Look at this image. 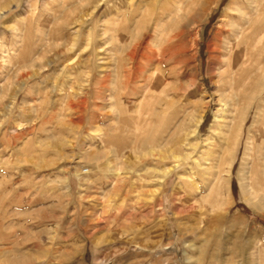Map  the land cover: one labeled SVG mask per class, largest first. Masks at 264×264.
<instances>
[{"label": "rangeland", "instance_id": "1", "mask_svg": "<svg viewBox=\"0 0 264 264\" xmlns=\"http://www.w3.org/2000/svg\"><path fill=\"white\" fill-rule=\"evenodd\" d=\"M166 2L187 22L178 41L181 63L176 72H182L181 78L171 80L175 91L167 96L175 99L177 126L188 114L187 143L194 146L185 143L179 159L172 157V143L157 145L158 136L152 135L163 126L153 123L145 129V144L126 143L116 157L105 137L118 120L129 135L141 130L129 118L137 115L151 90L146 91L145 81L135 82L133 89L120 85L121 78L104 74L128 62L124 57L147 22L157 61L149 75L161 76L170 68L159 63L167 53L165 27L170 16L162 14ZM257 4L258 0L254 7L244 0H0V85L12 90L3 98L12 108L0 102V137L7 127L14 140L4 152L0 139V264H264V205L251 193L257 175L253 158L264 128V74L259 71L234 106L221 79L225 67L217 59L229 16L247 12L263 23L257 43L264 66V0L260 14ZM50 30L54 33L49 37ZM36 32L46 36L47 51L32 65L23 62V54ZM45 62L42 73L22 76ZM24 84L31 91L26 97ZM182 86H188L187 97L177 90ZM162 90H157L161 96ZM244 107L238 145L223 153L221 124L229 121L231 108L237 114ZM81 109L83 123H64L70 118L78 121ZM42 119L51 120L47 130L30 133ZM117 164L118 175L112 170ZM165 170L171 173L164 176ZM184 181L203 187L196 193ZM115 182L120 189L112 194ZM201 191L211 196L220 214L207 229L199 227L201 216L197 207L194 210L204 204ZM21 192L25 198L17 204ZM113 204L127 209L120 226L107 222L105 210L110 212ZM187 209L194 214L189 216Z\"/></svg>", "mask_w": 264, "mask_h": 264}, {"label": "bare ground", "instance_id": "2", "mask_svg": "<svg viewBox=\"0 0 264 264\" xmlns=\"http://www.w3.org/2000/svg\"><path fill=\"white\" fill-rule=\"evenodd\" d=\"M255 1H257V0H244V2L248 3V5H251V7H254L252 5L255 3ZM258 1H259V4H257L255 10L257 11L256 13L260 14L263 8H261L262 7L261 6V0H258ZM242 8H246V7H241V9ZM241 9L239 8L238 10L240 11ZM238 13L234 12V14H231V15L229 14L230 15L229 20L226 22V28L224 29V38L223 37H222L223 39L221 38L220 47L217 49V59L220 60L221 66L225 67V69L221 72V79L223 80L224 87H225L226 91L229 90V96H231L233 98L234 102H232V104L234 106L238 103L237 101H235L236 98L239 99L240 93L243 91H246L249 83H251L253 81V79L255 80V77L259 76V71L262 70V75L264 74L263 73L264 72V66H262L263 57L261 56L262 55L261 54L262 49L257 43V38H258L257 36L260 33H262L263 23L258 22L257 18H254L251 15V13L250 14L249 13L247 14V12H246V14H242V13L238 14ZM162 14H163V16H170V19L166 23L167 27H165V29H166V32H165L166 33V41H167L166 46H165V51L167 53H166V55L163 53L165 55V58L163 60H161L159 63L167 64L168 66H170V68L169 69L167 68L168 70H166L165 72L163 71L164 74L161 76H159V73H158V76H154V77L151 74H150L151 76L149 75L150 66L151 65L153 66L154 62L156 61V56H155L156 54H155V50L151 47V44H150V37H149L151 34L150 27H149L150 23L148 24V22H147V24L144 26V32H143L141 38L129 50V52L127 54L128 57H124L122 55L124 57V60H128V62H124L122 60L123 63L121 62L119 65H116V67H114V69L112 70L113 71L112 73L109 72L108 74H104V75H106V77L108 79H110V78L116 79L117 78V81H118V78H121V80L118 81V82H120L119 83L120 85H122L123 87L133 86V89L135 87V85H133L135 82L145 81V84H143V85H145L146 88L143 87V89L145 88L146 91H147V89L151 90L150 96L145 95L143 97L144 99H143L142 104L138 108L137 115L136 116L133 115L129 118L130 120H133V121H135V123H137L136 128H139L141 126L140 131L133 129L130 131V135H129V134H127L129 131H126L125 126H122L120 124V122H118L119 120L117 121V123H114L113 125L111 124L113 126V130L111 131V133L109 135H107L105 137L106 138L105 140H106L107 144L109 145V147L110 146L115 147L116 157L119 155V151L123 149V147L125 146L126 143H128L129 145H127V146H130V147H134L136 145H139L138 143H140V144L144 143L145 144V141L147 140V138H145V135H144L145 129L150 128V126H153V123L154 124L159 123L160 125L163 126V128L161 129V132L159 130V131H156L152 135L154 137L158 136L157 137V145H163V144L168 145V144L172 143L173 147L170 148V152L172 154V157L178 158L180 156L178 154V152H179V150L181 151V147L183 146V144L186 143V144H190L191 146L193 145L190 142L187 143L188 133L186 132V130H188L187 129V127H188V114H186L184 116V119H182L180 121V123H179L180 125H178L179 126L178 127L176 125V123H177V121H176L177 111H178L177 109L178 108L177 109L173 108L174 107L173 105L175 104V102H174L175 99H174V101H171V100H169V98L167 96L171 90L175 91L174 87H172V84H170V83H172L171 80L176 79L177 81H179L181 78L182 72L177 73V72H180V70L177 68H178V65L181 63V59H180V61H179V59H177V55L179 53V48H178L179 42L178 41L180 40V37L184 36V34H185L184 27H187V22L184 18L183 19L179 18L180 14H179L178 10L172 9V7L169 5V3L164 5ZM184 15H185V13H184ZM194 19H195V17H194ZM195 21L198 23H201L202 18H200V19L197 18ZM136 25H138V24H136ZM177 27H178V29H177ZM44 30H45V28H44ZM45 32H46V30H45ZM53 33L54 32H51V30H50L49 37L51 35H53ZM126 33H127V29L121 30V35L124 36ZM131 34H134V33H131ZM131 34H130V37L132 36ZM136 35H138V34H136ZM198 36H199V33L196 32V37L194 39V45H196V43H197ZM125 38H127V37H125ZM45 39H46V36H44L43 34L38 36L37 32L33 33V35L31 36V38L29 39V41L26 44V48H25V51L23 54V58H24L23 62H30L32 65H34V64H36V62H38L37 60L39 58H41V56H43V54H45L47 51V43L44 41ZM123 51H124V49H123ZM196 56H197L196 53L192 54L193 59H195ZM160 59H161V57H160ZM47 65L48 64L46 62L40 63V65L37 67V69L35 71L31 70V72L22 73V76L25 78H30V77L33 78L34 76L42 73L45 70ZM158 66H160V65H158ZM160 68H162V67H160ZM152 69H153V67H152ZM2 77H4V75ZM103 78H105V77H103ZM107 78H105L106 80L105 79L104 80L107 81ZM115 79H111L112 82ZM24 81H26V79H24ZM101 82H102V79H101ZM101 82L99 81V83H101ZM109 82H111V81H109ZM173 84H175V83H173ZM105 85L108 86L109 84H104L103 86L105 87ZM137 85H139V84H137ZM137 85H136V87L138 88ZM141 85H142V83H141ZM178 85H180V84H178ZM173 86H175V85H173ZM159 87L163 88V90H162L163 95L162 96H161V94H159V92L157 93V90L160 89ZM107 88L108 87H106V89ZM256 88H257V86H256ZM250 89L251 88H249V90ZM124 90L127 91L126 89H124ZM141 90L142 89H140V91ZM177 90L178 91L180 90V92L183 91L184 95L182 94L183 95L182 97H187L185 95H186V93L187 94L189 93L188 86H185V87L182 86L181 88L178 87ZM8 91L12 92V90H10V87L8 84H7V86L0 85V102L3 103V107L6 106V108L9 109L12 107H10L7 104L5 105L4 102H6V101L3 99L6 97V94L8 93ZM97 91H99V90H97ZM178 91L176 93H180ZM251 91H253V90H250V92ZM28 92H31V91H30L29 87L25 88V84H24V93H25L24 95H25V97H26V95H28ZM132 92L134 93V91H132ZM136 92H138V91H136ZM171 93H172V91H171ZM96 95H97V93H96ZM222 95H224V94H222ZM120 97H121V94H120ZM126 97H130V96L127 95ZM117 98H116V101H117ZM119 98H118V100H119ZM122 98H124V97H122ZM184 99H187V98H184ZM124 100H126V99L124 98ZM127 100H128V98H127ZM178 100L179 99H177V101ZM130 101H132V100H130ZM180 101L182 102V100H180ZM127 102H129V100ZM15 103H16V101L14 102L13 105H15ZM122 103H123V101H122ZM158 105L162 106L161 111L158 110V109H160L159 107H157ZM233 105H231V106H233ZM69 106L73 107L72 104H70ZM184 108H186V107H184ZM82 112H83V109H81V115L79 116L78 121L70 118V119H68L69 121L65 120L64 123L65 124H67V122H69V123H75V122L83 123ZM233 112H235V110L233 111V109L231 108L229 110V113L231 115L230 118H228L229 121L221 124V127L223 129H225L224 133H220L221 134L220 137H222V140L224 141V143L221 144V146H220L223 153L225 151H231L237 147L238 141H239V138H240L241 132H242V126H243L244 121H245L247 109L244 107L241 110H239V112L237 111V114H235ZM128 115H129V113H128ZM95 117H96L95 113L94 114L91 113V118L95 119ZM62 121H63V119H62ZM226 121H227V119H226ZM49 122H51L50 119H42L38 124L33 125V128L29 132L32 134L41 133L42 131L44 132L47 130L46 128L48 127ZM52 122H53V120H52ZM130 122L129 121H123V123H125L127 125H129ZM175 126H177V127H175ZM64 127H66V126H64ZM146 131H148V134H149V130H146ZM259 131L262 133V135H261V137L258 138L259 139L258 153H257L258 155L255 154V155H257L256 157L253 155L255 157V158H253L254 159L253 165L255 167V171H257L256 172L257 175H256L255 184L254 183L251 184V187L253 189L251 191V193H252L254 198L259 200L260 204L264 205V203H262V201H263L262 198L264 197L263 196L264 192L261 193L262 190L260 191V189L264 183V128L260 129ZM29 132L27 134H29ZM194 132H195V130H194ZM152 135L150 134L151 137H152ZM2 138L4 139V141L2 142V144L4 145V152H9L11 147H12L14 140H13V136L11 134H9L7 127H6V130L3 132L2 136L0 137V139H2ZM258 139H256V140H258ZM112 170H113V172H115L116 175H118L120 173V168H119L118 164H117V167H114V168L112 167ZM170 173H171V170L163 171L164 176H167ZM10 181H12V180H10ZM114 184H116V186L112 189V194H115L116 191L119 192L118 190L120 189V184L118 182H115ZM185 184L187 185V187H191L192 189H194L196 193L199 192V190L202 189V187H203V184H200V183L194 188L191 186V183H189V182H185ZM204 186H206V185L204 184ZM200 193H201V197H202V198L201 197L200 198L204 204L201 203V206H199V207L197 205L194 206L195 207L194 210H197V208H198V210H197L198 215H197V213H196V215L201 216V222L199 223L200 224L199 227L203 228V229H207L208 227H210L212 225V223H213L212 221L216 217H220V214L216 213L214 205L212 203L213 199L211 200V196L206 197V196H204L205 195L204 194L203 195L204 197H203L202 191ZM216 193L220 194V191L216 192ZM22 198L23 199L25 198V197H23V193L17 199V201H16L17 204H21L24 201ZM109 199L110 198H108L107 201H109ZM217 202L221 203V199H218ZM225 205L226 206L223 208V210H224V212H227L229 209V203L225 204ZM109 206L111 208L110 212L107 209L105 210V212L107 213V220H108L107 222L112 221L114 223L119 224V226H120V224L123 223L127 219L126 207L122 204H113V205H109ZM105 207H106V205H105ZM112 211H114V212H112ZM192 212H193V210H190V211L188 210L189 216L190 215L192 216L194 214ZM221 218H222V216H221ZM196 227H192V231H196V229H197ZM117 228L119 229V227H117Z\"/></svg>", "mask_w": 264, "mask_h": 264}]
</instances>
